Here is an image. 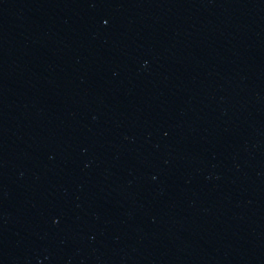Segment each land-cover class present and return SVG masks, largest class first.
Instances as JSON below:
<instances>
[{
	"label": "water",
	"instance_id": "95a60500",
	"mask_svg": "<svg viewBox=\"0 0 264 264\" xmlns=\"http://www.w3.org/2000/svg\"><path fill=\"white\" fill-rule=\"evenodd\" d=\"M0 264H264V0H0Z\"/></svg>",
	"mask_w": 264,
	"mask_h": 264
}]
</instances>
